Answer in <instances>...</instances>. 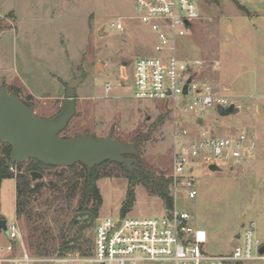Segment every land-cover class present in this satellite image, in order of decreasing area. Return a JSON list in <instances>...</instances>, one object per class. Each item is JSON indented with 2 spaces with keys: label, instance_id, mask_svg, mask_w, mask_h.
<instances>
[{
  "label": "rangeland",
  "instance_id": "rangeland-1",
  "mask_svg": "<svg viewBox=\"0 0 264 264\" xmlns=\"http://www.w3.org/2000/svg\"><path fill=\"white\" fill-rule=\"evenodd\" d=\"M199 4L201 18L186 36L178 38L177 55L204 62L196 79L217 90L226 89L225 95L239 108L236 115L222 117L210 111L199 127L191 114L176 113L167 102L131 98L134 68L124 63L147 52L146 44L153 40L148 28L134 18L135 0H0V88L20 97L39 117L51 118L64 107L67 84L84 76L77 89L76 115L62 136L112 134L130 144L139 133L147 135L164 120L151 140L139 145V155L146 167L165 176L172 171L170 132L175 124L219 136L246 130L255 139L256 159L226 164L219 171L199 167L197 197L182 195L176 200L177 208L192 216L193 226L208 233L206 252L227 255L243 242L244 230L251 225L264 244V0ZM113 24H121L124 30ZM107 82L113 85L110 94L105 93ZM2 150L0 142V158ZM29 165L30 160L21 169L13 167L14 178L2 182L0 220L18 221L34 255L49 257L34 252L31 246L39 243L50 256L60 255L61 244L79 237V229L86 227L87 218L80 214L91 212L83 209L94 205L85 201V172L80 164L75 178L69 168L32 171L43 175L33 179L29 174L32 189L42 186L18 216L16 178ZM100 172L105 176L97 183L103 206L98 218L89 222L93 226L82 232L91 241V252L98 219L122 217L130 190L136 202L127 216L161 218L165 214L163 200L148 191L144 180L131 182L115 163ZM7 242L6 233H1L0 245Z\"/></svg>",
  "mask_w": 264,
  "mask_h": 264
},
{
  "label": "built area",
  "instance_id": "built-area-1",
  "mask_svg": "<svg viewBox=\"0 0 264 264\" xmlns=\"http://www.w3.org/2000/svg\"><path fill=\"white\" fill-rule=\"evenodd\" d=\"M199 1L135 0L134 18L153 34L147 52L131 63L134 68L132 96L136 101L167 102L173 111L191 114L197 125L210 111L229 107L234 102L226 89L200 83L196 74L204 66L199 59L185 60L177 55L178 38L186 36L201 18ZM192 25V27L189 26ZM113 28L123 31L121 24ZM191 81V82H190ZM122 86L125 83H121ZM187 88V93L185 89ZM113 90L105 84V93ZM171 180L174 206L165 208L161 218H99L95 227L92 252L84 256L68 253L49 257L34 255L17 220L7 223L8 242L0 245V264H242L264 262L263 247L251 226L246 227L243 242L231 254L209 255L208 233L192 224V216L179 210L176 200L198 195L196 172L211 165L221 168L231 163L256 159L255 139L246 131L219 136L193 131L175 124L171 129Z\"/></svg>",
  "mask_w": 264,
  "mask_h": 264
},
{
  "label": "water",
  "instance_id": "water-1",
  "mask_svg": "<svg viewBox=\"0 0 264 264\" xmlns=\"http://www.w3.org/2000/svg\"><path fill=\"white\" fill-rule=\"evenodd\" d=\"M189 26L192 27L191 24ZM98 66L100 67V63ZM84 80V76L76 77L67 84L64 107L51 118L39 117L20 97L0 88V141L12 147V153L7 159L9 166L28 160H38L45 166L55 168H71L77 164H84L92 171L104 163L111 162L124 165L129 172L141 173L135 165V160L129 157L139 156L138 143L128 144L115 139L112 134L105 138L92 135L73 138L62 136L76 115L77 89ZM238 112L239 108L235 105L218 108V113L222 117L233 116ZM209 169L219 171L220 167L211 165ZM31 175L33 179L43 176L38 172H32ZM141 179L143 181L142 177ZM85 217L93 221L91 213L80 214V218ZM7 222L4 219L0 220V234L5 232L8 236ZM260 253H264V245Z\"/></svg>",
  "mask_w": 264,
  "mask_h": 264
},
{
  "label": "trees",
  "instance_id": "trees-1",
  "mask_svg": "<svg viewBox=\"0 0 264 264\" xmlns=\"http://www.w3.org/2000/svg\"><path fill=\"white\" fill-rule=\"evenodd\" d=\"M238 2V0H237ZM245 9L244 7H241ZM25 103V102H24ZM26 104V103H25ZM29 106L28 104H26ZM32 108L31 106H29ZM164 120H161L159 124L153 125L151 130L147 135H143L142 133H139L137 137L134 140V143H138L139 145L151 140L153 132L157 131L158 127L162 124ZM1 142V141H0ZM2 143V142H1ZM3 145L2 150V157L0 158V187L2 186V182L4 180H10L14 178V173L12 171V168L17 166L20 169L23 167L24 163H16L12 165L7 164V159L10 157L12 153V147L8 144ZM130 158L135 160V165L138 167L141 171L139 174L138 171L129 172L128 169L124 165H119L124 171L128 173V176L133 182L134 180L141 181V177L144 180V183L148 189V191L152 195L159 196L165 205L166 209H171L174 206V199L171 192V180L168 179L164 174L157 172L154 169H149L146 167L141 159V155L139 156H129ZM111 162L104 163L103 165L94 168L92 171L88 169L87 166L84 164H80L85 172V183H84V197L86 203L93 201L94 205L91 209H88L85 207L83 211L88 210L91 212L92 217L95 218V220L99 216V212L103 206V197L101 196L100 189L97 185V183L104 178L105 176L100 172L101 168L106 166ZM78 165V164H77ZM77 165L69 168L73 171L74 178L78 176L76 174V167ZM43 168H55V167H49L45 166L44 164L40 163L38 160H30V165L26 169L25 172H22L19 170V173L17 174V190H18V203H17V215L22 216L26 209V201L35 193L39 192L42 185H39L36 189H32V182L30 179L29 174L32 171H38ZM136 202V194L134 190H130L128 194V200L125 206L122 209V214L126 215L134 206ZM87 222L86 227H81L80 230V236L74 239H71L69 241H65L61 244V247L59 249L60 255H65L69 252H81L82 255H89L91 253V241L84 239L82 232L85 228H90L93 225L90 224V218H87L85 221ZM75 224L76 221H75ZM32 249L34 252H36L38 255L41 256H50V252L41 244H33Z\"/></svg>",
  "mask_w": 264,
  "mask_h": 264
},
{
  "label": "flooded vegetation",
  "instance_id": "flooded-vegetation-1",
  "mask_svg": "<svg viewBox=\"0 0 264 264\" xmlns=\"http://www.w3.org/2000/svg\"><path fill=\"white\" fill-rule=\"evenodd\" d=\"M126 65L128 66V65H131V62H126ZM5 220V219H4ZM8 223V222H7Z\"/></svg>",
  "mask_w": 264,
  "mask_h": 264
}]
</instances>
